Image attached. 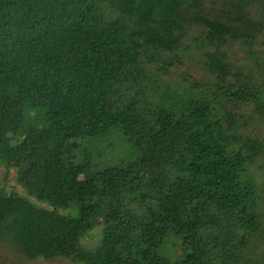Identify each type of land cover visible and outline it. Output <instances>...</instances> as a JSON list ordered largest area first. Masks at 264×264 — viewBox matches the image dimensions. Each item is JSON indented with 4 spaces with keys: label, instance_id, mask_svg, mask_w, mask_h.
Listing matches in <instances>:
<instances>
[{
    "label": "trees",
    "instance_id": "16d2710c",
    "mask_svg": "<svg viewBox=\"0 0 264 264\" xmlns=\"http://www.w3.org/2000/svg\"><path fill=\"white\" fill-rule=\"evenodd\" d=\"M234 1L237 14L224 16L205 14V0H0V165L15 168L47 204L0 192V240L30 260L264 264V242L257 256L242 253L260 230L253 163L264 141L241 134L240 120L216 98L155 86L152 71L195 20L215 47L206 65L222 97L264 108V93L228 52L240 34L254 41L244 30L264 31V13L255 20L244 12L264 9V0ZM27 102L46 108L49 126L24 133ZM115 127L131 159L104 167L89 156L75 160L78 139ZM17 135L23 140L14 144ZM68 206L81 215L57 210ZM96 224L102 239L87 249L80 239Z\"/></svg>",
    "mask_w": 264,
    "mask_h": 264
},
{
    "label": "rangeland",
    "instance_id": "374dc122",
    "mask_svg": "<svg viewBox=\"0 0 264 264\" xmlns=\"http://www.w3.org/2000/svg\"><path fill=\"white\" fill-rule=\"evenodd\" d=\"M234 1V0H233ZM235 3V1H234ZM203 11L205 14H222L235 16L237 13L232 6L231 0H205ZM244 12L251 19H260L264 13L261 4L251 5L245 8ZM245 33H255L254 41H247L246 35H238L239 39L231 41L228 46L230 58L243 79L254 87L257 94L264 93V31L254 29L244 30ZM181 46L175 53H166L165 59L152 65L154 78L160 84H172L175 88H189L190 91L208 94L210 98H216V105L223 110L235 114L240 120V131L243 135L258 137L264 141V108L263 105L256 106V103H234L222 97V91L218 90L213 73L206 65V52L215 47L209 41H205V29L200 23L193 20L186 26L180 38ZM165 61V62H164ZM170 63V64H169ZM263 96V94H262ZM258 103V102H257ZM28 120L24 126V133L30 130L49 126L50 122L46 116V108H34L32 103L26 104ZM33 121L35 123H33ZM58 123L57 119H52ZM14 144L23 140L22 135L15 136ZM78 149L74 151L75 160H82L89 156L99 167L113 166L120 161L129 160L133 156V148L123 137L120 128L115 127L106 135L100 137L81 138L76 141ZM255 180L258 185V211L260 215V230L258 236L254 235L252 241L247 242L243 249L245 258L257 256L258 245L264 242V152L256 156L253 163ZM80 175L78 179H83ZM146 174H140L138 181H144ZM16 192L21 196L29 198L36 204L47 206L46 203L38 201L30 195L25 187L19 183L15 168L8 169L0 165V192ZM58 212L71 216H80L79 209L75 206L58 207ZM102 239V226L96 224L81 239L80 243L87 249L95 248ZM240 243V242H239ZM238 243V245H240ZM172 244V243H171ZM254 245V246H253ZM172 246V245H171ZM241 248V245H240ZM174 247L172 253L177 255L181 251ZM0 264H81L71 258L57 257L54 259L39 258L28 259L16 246L7 239L0 240Z\"/></svg>",
    "mask_w": 264,
    "mask_h": 264
}]
</instances>
